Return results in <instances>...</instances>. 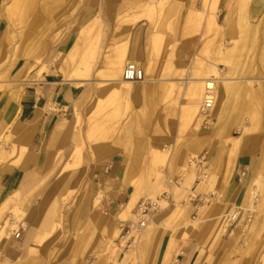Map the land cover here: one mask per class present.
<instances>
[{"label":"rangeland","instance_id":"rangeland-1","mask_svg":"<svg viewBox=\"0 0 264 264\" xmlns=\"http://www.w3.org/2000/svg\"><path fill=\"white\" fill-rule=\"evenodd\" d=\"M0 2L6 22L0 35V96L16 103L25 83L49 74L69 80L66 69L80 73L69 81L81 91L72 107L61 111V150L42 174L41 156L31 164L28 143L23 150L24 135L17 140L9 131L0 137V164L24 173L18 189L0 202V264H173L168 251L161 259L157 255L164 240L199 243L194 264H264V248L252 238L260 193L258 201L249 195V201L243 199L253 171L237 177L238 202L227 203L225 191L240 156L231 150L232 139L239 138L247 150L242 155L254 154L257 161L264 155V93L255 94L261 82H251L264 73V12L250 9L249 17L247 0ZM241 15L245 33L238 24ZM136 23L149 38L147 66L135 62L148 83H132L138 93L124 97L112 92L120 85L113 83L109 61L114 48L125 44L126 52ZM71 32L76 33L73 46L56 51ZM223 46L234 47L231 56H224ZM229 58L241 70L235 74L239 83L247 87L236 97L231 93L219 99L222 89L214 72L224 76L220 60ZM126 62L124 57L123 67ZM204 77H215L216 84L217 99L208 107L200 95L190 94L196 85L204 88L194 83ZM66 140L71 145L63 147ZM227 148L223 162V154L218 163L211 162L213 152ZM118 151L134 190L117 216H105L102 196L90 186V167ZM199 156L205 161L200 163ZM199 194L203 201L192 207L190 201ZM141 201H157V206L148 211L139 232L121 239L138 220ZM128 203L129 212L124 209ZM29 208L36 215L33 222L25 217ZM233 208H239L240 217L230 227L224 219Z\"/></svg>","mask_w":264,"mask_h":264},{"label":"crops","instance_id":"crops-1","mask_svg":"<svg viewBox=\"0 0 264 264\" xmlns=\"http://www.w3.org/2000/svg\"><path fill=\"white\" fill-rule=\"evenodd\" d=\"M1 8L2 7L0 6V35L2 36V33L5 30L6 22L3 13H1ZM247 9L249 17L252 18L253 13L250 10V0H247ZM243 17L244 15L239 17L238 24L242 26L241 32L245 33L247 27L244 25L245 22L243 21ZM229 25L231 24H227L226 31L228 32L227 34L232 35L233 33L228 31ZM220 33L221 31H219V34ZM75 40L76 33L71 32L65 35L56 45V51L67 52L73 46ZM107 41H109V39ZM149 46V38L146 34L145 27H142L139 23L134 24L129 33L124 56L125 60L137 62L142 68L146 67L149 60ZM233 48L223 46L225 53L224 56H231ZM220 62L222 63L226 74L222 76L218 71L214 72V75L215 73H218L219 79H224L222 83L220 82L222 93L219 99H224L225 96L231 93H233L236 97L243 87H247L239 83L240 79L237 75H235L241 70L230 58L228 60L222 59ZM259 74H261L259 78L251 79L252 81L261 82V85L257 88L255 94L264 93V73ZM208 79L214 78L204 77L196 80L194 83L201 84L202 81L204 82ZM32 82L33 83L24 84L25 87L22 95L16 103L7 100V97L0 96V137L7 136L9 131L11 137H16L17 140H19L22 135H24L25 138L30 136L31 138L27 142V148L34 154L31 164L37 163L41 156L42 174L46 168L51 167L48 163L53 155L61 150L60 146L62 143L59 142L58 144V140L63 135V129H60L59 125L62 120H65V118L62 117L63 114L61 111L65 108H71L81 91L75 87L72 81H67L61 78L58 79L52 74L45 75L41 80H34ZM142 82L143 84L148 83V80L144 79ZM146 89L149 90L150 87L146 86L145 90ZM194 89L191 90V94L198 97L200 95V88H197L196 85ZM138 91V89H135L130 95H136ZM252 93L254 94V91L250 89V94ZM64 127H66V123ZM65 136H69V134H66ZM238 142L239 138L232 139L231 141V150L235 153V155L238 154L240 156L236 159L235 166L233 168V176L225 189L227 194V203H235L239 200L240 189L239 180L237 178L238 175L244 174L246 170L254 171L256 169L255 167H257L260 163L261 158L264 157V155H262L257 161V156L254 154L242 155V150L246 149L241 147ZM69 144L71 145V142L66 140L63 147L69 146ZM228 152L229 148L225 151L217 150L213 152L214 155L211 158V162L218 163L222 158V154L223 162L225 160V155ZM107 159H109L107 162H96L95 165L90 167L92 169L90 186L94 194L99 193L102 196L100 209L102 210L103 215L115 217L120 212L121 207L128 202L134 189L129 184V177L131 174L126 167V163L121 155V152L118 151V154L111 155ZM204 161L205 158L199 156V162L202 163ZM261 163L262 168H264V162ZM31 166L32 165H28L29 170V167ZM23 174L24 173L21 168L10 163L4 162L0 164V202L18 189L21 184ZM133 174L134 176H137L138 171ZM251 196L257 197V193H252ZM203 198L204 197L200 194L197 195L195 199L190 201L192 207L198 206L203 201ZM243 199L248 200V193H244ZM253 208L254 207L251 206L249 210L251 212H255ZM124 209L127 210V212L131 211V204L128 203L125 205ZM35 216V212H31L30 208L27 210L25 215L27 222L28 220L33 222L35 220ZM255 220L256 215L254 216V221ZM169 245L170 244L167 240L162 241L157 247V255H159V259H161L168 251L172 260L178 264H194V262L199 258L202 248L199 243L193 240L187 242L178 240L174 243V245Z\"/></svg>","mask_w":264,"mask_h":264},{"label":"bare ground","instance_id":"bare-ground-1","mask_svg":"<svg viewBox=\"0 0 264 264\" xmlns=\"http://www.w3.org/2000/svg\"><path fill=\"white\" fill-rule=\"evenodd\" d=\"M250 4H251L250 5L251 6L250 9L253 12H255V13L264 12V0H250ZM84 35H85V31H84V28H83L82 31H80L79 38L80 39L84 38ZM69 56H72V52H70ZM124 56H125V44L122 45V46H120V47L114 48L112 57L110 58V61H109V63H110V71H111V76L115 78V80H114L113 83L119 84L120 87H112L113 88L112 89L113 90L112 92H114L116 94H121L123 96H129L133 92V89L131 88V84L132 83H138V82L124 81L122 79L121 74H122V71H123L122 67H123V63H124ZM130 62H133V61H130ZM133 63H135V62H133ZM70 64L71 63H69V65ZM68 68H69V66H68ZM66 71H69V70L66 69ZM66 71L64 72L65 73L64 74V77L66 79L71 80L70 77H75V78L80 77V75H79L80 73H77L76 70H74V71L71 70L73 72L72 74H69L71 72H69V73L67 72L66 73ZM69 80H67V81H69ZM223 81H224V79H219L218 80V82H221V83ZM251 82H252V80H251ZM201 83H202V85H200V86H202V88L204 87L202 89L204 92L202 93V90H200L201 92H200V99L199 100H200V102H202V104L205 107H208V106H210L213 103L214 99H217V97L214 98V89H215V86H216L215 80L214 79H208V80H205L204 82L202 81ZM199 88H201V87H199ZM192 95H194V94H192ZM190 97H191V99L193 101L196 98L195 96L194 97L193 96H190ZM30 138H31L30 136H27L26 137V141H25V145H24L23 150H25V147L27 145L26 143L29 141ZM261 162H264V157L261 158L260 163L257 165V167H255L256 169L253 171L252 177H251V185L249 187H247L246 193H248V195L251 198H252V196H251L252 193L253 194L254 193L256 194L257 191H259V193H260L259 196L261 198V203L258 205L259 208H258V212H257L259 218H258L257 223L252 228V231H253L252 238H253V242L255 244L258 243L260 245V248H264V228H262V225H264V224H261V222L264 221V179H262V176L261 175L264 174V173L260 172L261 167H262V163ZM254 198L258 201V198L256 196ZM248 201H249V197H248ZM237 213H239V217H240V210H239V208H233V209H231L229 211V213L227 214V216L225 217V219L228 216H230V218H234L235 215H237ZM251 213H250V215H251ZM251 216H250V219H251ZM250 219L247 222H250ZM226 222L227 223H230V220H227ZM21 224L23 225V223H21ZM3 228H4V226L1 225L0 226V236H1V234H3ZM172 263L173 264H176V262L174 260H173Z\"/></svg>","mask_w":264,"mask_h":264},{"label":"built area","instance_id":"built-area-1","mask_svg":"<svg viewBox=\"0 0 264 264\" xmlns=\"http://www.w3.org/2000/svg\"><path fill=\"white\" fill-rule=\"evenodd\" d=\"M121 77L124 81L141 82L145 78V75L143 70L139 68L135 63L127 61L124 65ZM156 202L141 201L137 204L136 210L138 220L136 222H133L128 227V230H126L125 234L121 235V239H124L130 231L139 232L144 227V224L146 222L145 216L150 209H154L157 206ZM238 218L239 213H237L234 218H230V216H228L226 219H224V221L231 227L233 224H237ZM227 220H230V223H227ZM19 229L22 230V225H20ZM19 229L14 234L15 238H18L20 236Z\"/></svg>","mask_w":264,"mask_h":264}]
</instances>
